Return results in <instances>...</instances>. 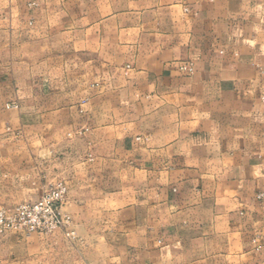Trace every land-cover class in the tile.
Wrapping results in <instances>:
<instances>
[{
    "label": "crops",
    "instance_id": "1",
    "mask_svg": "<svg viewBox=\"0 0 264 264\" xmlns=\"http://www.w3.org/2000/svg\"><path fill=\"white\" fill-rule=\"evenodd\" d=\"M58 180L0 264H264V0H0V202Z\"/></svg>",
    "mask_w": 264,
    "mask_h": 264
},
{
    "label": "built area",
    "instance_id": "2",
    "mask_svg": "<svg viewBox=\"0 0 264 264\" xmlns=\"http://www.w3.org/2000/svg\"><path fill=\"white\" fill-rule=\"evenodd\" d=\"M67 192V184L60 181L48 188L37 201L22 203L12 210L0 206V223L3 227L23 228L28 232L54 230L62 224L60 205Z\"/></svg>",
    "mask_w": 264,
    "mask_h": 264
},
{
    "label": "rangeland",
    "instance_id": "3",
    "mask_svg": "<svg viewBox=\"0 0 264 264\" xmlns=\"http://www.w3.org/2000/svg\"><path fill=\"white\" fill-rule=\"evenodd\" d=\"M18 106H19V104H17V103H13V102L7 104V107H8V108H11V107H18ZM60 181L65 182L64 180H58V181H56V182H54V183H51V184H48L47 186L42 187V189H41L39 192H37V193L35 194V197H34V198L26 199V200H24V201H21V202L15 204V205H12V206L0 202V206H3V207H5V208L8 209V210H12L13 208H15L16 206H18V205H20V204H22V203L37 201L38 199L42 198V196L44 195V193L47 191L48 188H50V187L53 186V185H56V184L59 183ZM65 183H66V182H65ZM65 199H66V198H65ZM62 203H63V202H62ZM62 203H61V205H60V217H61V221L63 222V216H62V213H61V206H62ZM62 222H61V223H62ZM59 227H60V226H59ZM57 228H58V227H57ZM57 228H55L54 230L48 231V232H47V231L28 232L26 229H23V228H13V227H9V228H7V227H3V226L1 225V223H0V237L8 235L10 232H17V233H19V234H33V233H45V234H48V233H52V232H54Z\"/></svg>",
    "mask_w": 264,
    "mask_h": 264
}]
</instances>
